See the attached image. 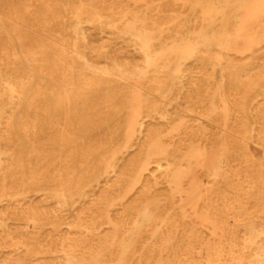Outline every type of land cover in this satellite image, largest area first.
<instances>
[{"label":"bare ground","instance_id":"obj_1","mask_svg":"<svg viewBox=\"0 0 264 264\" xmlns=\"http://www.w3.org/2000/svg\"><path fill=\"white\" fill-rule=\"evenodd\" d=\"M43 1L36 15L48 34L35 30L34 50L22 52L27 66L14 47H0V176L4 183L9 164L23 171L24 149L8 144L23 110L20 129L31 144L39 138L27 156L46 160L35 148L57 146L48 164L58 166L44 174L58 180L28 187L21 178L0 189V264H264V167L249 153L255 146L264 155V0H128L142 13L108 0ZM176 5L197 10L193 30ZM23 23L20 16L19 42ZM112 39L121 46L111 50ZM94 114L118 116L94 131ZM91 142L116 144L100 169L65 191L75 153L61 152ZM234 161L243 166L222 168ZM220 177L219 205L203 212ZM161 186L173 197L151 224ZM36 201L53 205L54 216H75L61 225ZM178 216L198 228L156 254L152 244L171 236Z\"/></svg>","mask_w":264,"mask_h":264},{"label":"rangeland","instance_id":"obj_2","mask_svg":"<svg viewBox=\"0 0 264 264\" xmlns=\"http://www.w3.org/2000/svg\"><path fill=\"white\" fill-rule=\"evenodd\" d=\"M150 1V0H149ZM109 2H114L117 5H121L123 7L128 8H135L138 13H142V4H132V2H129L128 0H108L106 5H108ZM29 3L30 10L29 11H23L22 9H19V6L26 5ZM44 1L43 0H0V11L2 13V16L0 17V47L4 46L9 49L14 47L17 53H20L22 64L26 65V62L23 60V51L31 52L34 50V47L36 46L34 40H35V30L38 29L39 33L41 32V29H39L40 24L38 22V17L36 13H39L42 9ZM180 5H176L174 9L178 10L179 13H182L181 18L185 21L186 30L190 31L193 30L195 27V22L200 21V17L198 16L197 10H189L188 8L180 9ZM21 16V19L23 20L24 28L22 32L20 33V36L22 37V41L19 42L18 40V31H17V25L19 23V17ZM205 29L207 28L206 21L203 22ZM63 24L58 23L57 27L61 31V27ZM42 36L41 38L45 39V34H48V31L43 29L41 32ZM63 36L66 37L69 35V33L64 30ZM101 37L104 38V40L107 41V35L101 36L98 33L93 34V40L99 41L101 40ZM116 39H112V42H110V48L111 50H114L115 48L121 46ZM130 50L131 53L135 55L133 52V49L131 47L127 48ZM7 62H12L10 59ZM3 72L0 71V79L3 77ZM170 75V74H169ZM171 76V75H170ZM215 86L216 88L221 92L224 88V81L220 73V68L216 69L215 74ZM158 101H161L159 97H156ZM23 110H18L15 113V120L13 121L12 125V134H11V141L8 143L9 146L12 148H17L18 145H21V147L24 149V161H23V171L18 169L14 164H9L8 167L5 170V176L6 181L3 183L2 177L0 176V189L4 188H15L19 185V180L21 178H25L27 182L28 187H35V186H53L57 183V178L55 176H46L44 174L45 170L49 168H56L58 164L55 162H50L54 157H57V154L59 152V148L55 145L46 144L44 147L35 148L38 150V152H41L45 154V157H47L46 160L43 159H35V157L32 156L31 159L27 156V151H30L32 147L36 146L38 144V137L36 140L32 141V144L29 142V140H32V137H29V140L27 136L23 133L22 129H20V116L22 114ZM103 113V112H102ZM105 114V113H103ZM124 116V114H122ZM97 124L99 125L96 130H103L106 127L112 126L117 119L115 117H106L102 114H94ZM19 119V120H18ZM186 119L188 120V123L190 125H193L195 122V117L191 114H188L186 116ZM202 127H207L210 131V133L215 134L216 136H219L220 138L225 137V131L223 129H217L213 124H210L206 121H203ZM28 135H32L31 132H28ZM199 139V138H198ZM194 139V143L198 140ZM36 144H35V143ZM93 144L88 143H75L71 144L69 146H66L63 151L61 152L64 154L63 156H66L68 152L75 153L74 161L72 164H69V167L71 169L70 173L67 174V176H64L63 178L67 180L66 186L64 187L65 191L72 190L76 184L80 181H84L86 179V176L91 171H96L101 168L100 160L101 158L106 155L112 148L115 146L116 142H105L104 144L100 145L99 143L91 142ZM39 145V144H38ZM249 153L252 157L253 164L255 165H262L264 167V155L260 148L255 146L249 147ZM65 166V164H62ZM229 166H233L234 168H238L243 166L239 161L230 162L229 164H223L222 168L225 170ZM64 170V168L62 167ZM222 171V177L225 176V171ZM64 172V171H63ZM62 172V173H63ZM40 173V174H37ZM35 174V175H34ZM24 176V177H23ZM136 176V174H135ZM222 177L218 179L216 182V185L214 187V191L209 195L207 202L205 203L203 207V212H210L214 210L219 205V188L222 185L221 180ZM210 178L208 175H204L203 181L205 184H208L210 182ZM39 184V185H38ZM126 187V186H125ZM125 187H122L124 190ZM172 193L167 190L165 186H161L159 190L154 193V202L152 205V216L149 220L151 224L156 223L157 220L161 217H163V213L166 211V209L169 207V204H171L172 200ZM115 199V202H118L121 198V195L118 194L117 196L112 195V199ZM35 204L42 205L47 213L46 216L51 219L52 221L56 223H62L66 220H71L74 218V213L72 211L67 210L64 213L57 214L54 216L51 212V209L53 208V205L51 204H42L40 201L34 202ZM107 207V206H106ZM105 207V208H106ZM108 211L111 209V207L106 208ZM114 216V215H113ZM114 218V217H113ZM198 228L197 224H191L190 222H184L183 218L181 216H178L174 220L172 234L169 236L166 241L163 242H154L152 244L153 249L155 250V253H159L160 255H164L165 248L170 245H177L178 238L180 237V233L190 230H196ZM115 235H119L120 231L119 228H115L114 231ZM14 237H17V235H14ZM45 237V236H44ZM46 239V237H45Z\"/></svg>","mask_w":264,"mask_h":264}]
</instances>
